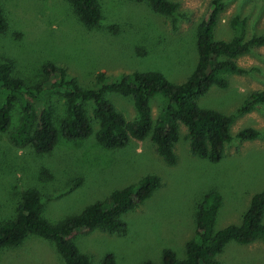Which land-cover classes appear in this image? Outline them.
Returning <instances> with one entry per match:
<instances>
[{"label": "rangeland", "instance_id": "374dc122", "mask_svg": "<svg viewBox=\"0 0 264 264\" xmlns=\"http://www.w3.org/2000/svg\"><path fill=\"white\" fill-rule=\"evenodd\" d=\"M100 1L103 18L97 26L88 27L68 0H0L8 21L0 34V65L11 61L12 76L29 85L44 80L43 69L50 63L64 65L69 78L84 88L98 85L95 75L100 71L108 80L121 79L132 71H159L174 83L190 76L198 62L197 28L212 0H173L178 8L172 15L156 12L146 0ZM222 1L216 39L229 41L235 36V18L244 21L246 39L264 36V0ZM235 61L247 71L225 72L229 84L214 85L197 102L202 108L235 114L233 138L219 162L191 152L188 130L182 123L173 165L158 154L151 135L144 140L132 138L124 147L104 148L96 139L99 125L91 105L87 110L94 130L89 137L71 141L60 136L51 152L38 153L31 146H17L10 138L9 132L22 117L21 104L16 102L9 131L0 132V223L16 216L21 194L28 188L40 192L43 215L56 224L113 191L156 174L160 187L123 216L125 232H77L75 243L95 264L109 255L114 264L147 260L164 264L166 248L185 259L186 243L195 236L199 205L210 190L223 196L215 229L239 224L252 196L264 189V102L237 113L253 92L264 90V44ZM106 98L128 120L136 118L133 97L107 92ZM51 101L59 123L66 100L53 95ZM163 105L161 95L151 100L154 119ZM248 127L255 128L258 136L239 138L237 133ZM218 258L225 264H264V242H231ZM0 264L66 263L51 241L32 235L19 246L0 249Z\"/></svg>", "mask_w": 264, "mask_h": 264}, {"label": "trees", "instance_id": "16d2710c", "mask_svg": "<svg viewBox=\"0 0 264 264\" xmlns=\"http://www.w3.org/2000/svg\"><path fill=\"white\" fill-rule=\"evenodd\" d=\"M80 21L88 27L97 26L103 18L100 0H68ZM156 12L172 15L178 8L173 0H146ZM224 8L222 0H212L209 11L197 28L198 62L190 76L181 83L169 81L157 71H132L121 79L108 80L103 71L96 73V87L84 88L69 78L66 67L50 63L43 69L44 80L29 85L22 78L12 76V62L0 65V132H8L12 122L14 104L19 102L22 117L18 126L9 132L14 144L31 146L38 153L51 152L60 136L67 140L89 137L94 130V120L87 107L92 106L98 122L96 139L108 149L126 146L132 138L144 140L149 135L158 154L170 165L177 161L175 145L180 138V124L188 130L191 152L212 162H219L225 147L232 138L231 126L235 114L202 108L198 99L214 85L226 87L229 81L225 72L245 73L235 59L256 46L264 44V36L245 38L244 21L233 19L237 33L227 40L215 37L219 15ZM8 27L0 5V34ZM107 92L133 97L137 116L128 120L106 98ZM66 100L65 113L59 123L55 119L56 106L51 96ZM157 95L164 98V105L156 119L153 118L151 100ZM257 102H264V90L253 92L237 109V113L250 111ZM255 128L241 129L237 136L243 140L254 139ZM161 185L156 174L142 177L138 182L117 189L102 200L88 205L80 214L70 216L56 224L43 215L40 192L28 188L21 194L17 214L0 223V249L23 244L35 235L51 241L66 264H95L89 254L82 252L74 241L81 229H101L110 233L127 230L123 216L152 196ZM223 196L216 190L208 191L199 205L195 236L186 243V257L179 259L174 250L163 251L164 264H225L219 260L231 242L251 244L264 242V189L255 193L239 224L231 223L216 230L217 215ZM100 264H114L112 255ZM143 264H158L153 260Z\"/></svg>", "mask_w": 264, "mask_h": 264}]
</instances>
